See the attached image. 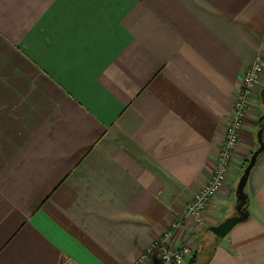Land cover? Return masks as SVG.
Here are the masks:
<instances>
[{
  "label": "crops",
  "instance_id": "crops-1",
  "mask_svg": "<svg viewBox=\"0 0 264 264\" xmlns=\"http://www.w3.org/2000/svg\"><path fill=\"white\" fill-rule=\"evenodd\" d=\"M258 54L264 0H0V264H153L170 229L195 249L210 232L206 264H264V150L248 217L212 232L258 146L264 63L228 181L183 225Z\"/></svg>",
  "mask_w": 264,
  "mask_h": 264
},
{
  "label": "built area",
  "instance_id": "built-area-1",
  "mask_svg": "<svg viewBox=\"0 0 264 264\" xmlns=\"http://www.w3.org/2000/svg\"><path fill=\"white\" fill-rule=\"evenodd\" d=\"M264 58L258 54L254 61L245 70L239 90L236 93L232 104V115L226 123L225 137L221 144L216 164L207 184L202 186L194 195L191 202L185 209V215L196 223H201L202 213L208 201L214 197L222 188L225 182L226 174L231 170L233 153L239 141L240 129L250 102L251 88L256 81L261 69ZM176 227V225H174ZM171 229L164 232L156 239L148 253L155 252L157 260L153 264H186L183 259L188 249L175 251L168 244ZM57 264H71L68 261H61Z\"/></svg>",
  "mask_w": 264,
  "mask_h": 264
},
{
  "label": "water",
  "instance_id": "water-1",
  "mask_svg": "<svg viewBox=\"0 0 264 264\" xmlns=\"http://www.w3.org/2000/svg\"><path fill=\"white\" fill-rule=\"evenodd\" d=\"M262 132H264V124L258 129L256 134L257 148L250 155L248 163L242 170L235 188L236 207L235 213L226 217L221 223L212 228V232L216 238H223L238 223L244 221L248 217L247 196L244 193V187L247 182L249 173L255 164L257 156L264 150V140H262Z\"/></svg>",
  "mask_w": 264,
  "mask_h": 264
},
{
  "label": "rangeland",
  "instance_id": "rangeland-1",
  "mask_svg": "<svg viewBox=\"0 0 264 264\" xmlns=\"http://www.w3.org/2000/svg\"><path fill=\"white\" fill-rule=\"evenodd\" d=\"M261 73H262V69H261V71H260V73H259V75H258V77H257V79H256V81L254 82V84L252 85V88H251V93H252V89L257 85V84H259L260 83V81H261V79H262V77H261ZM251 93H250V98H251ZM242 128V127H241ZM239 132H241V129H240V131ZM240 134V133H239ZM246 165V161H244V163H242L238 168V171H240V174H241V172H242V170H243V168H244V166ZM228 174L230 173V170L227 172ZM228 174H226V178H225V182L226 181H228ZM224 182V183H225ZM208 183V182H207ZM206 183V184H207ZM204 186V185H203ZM221 190V189H220ZM197 192V191H196ZM196 194V193H195ZM194 197V196H193ZM192 197V198H193ZM192 200V199H191ZM191 200L186 204V206L184 207V212H183V225H185L186 226V230H188V229H193V228H195V227H202V226H204L205 225V223H204V211H203V213H202V221H201V223H196V222H194L192 219H188V217H186V215H185V209H186V207H187V205L191 202ZM176 225V224H175ZM177 226V225H176ZM177 228V227H176ZM189 231V230H188ZM173 231H171L170 232V235H171V233H172ZM202 238V237H201ZM203 239V238H202ZM203 244H204V246H203V248H201V246H199L198 244V246H196V249H195V246L193 245V244H191V243H189V242H186L185 240H181V241H179V245L178 246H176V247H173V246H171V248L172 249H174L175 251H177L178 249H179V251L180 250H182L183 248L184 249H188V251L185 253V254H183V259H184V261L185 262H187L188 261V259L189 258H191L196 252L198 253L199 252V254H200V256H202L204 253H208L210 250H211V247H212V245L214 244V242H213V236H212V234L210 233V232H208V233H206V238H205V240L203 241ZM195 249V250H194ZM198 250V251H197Z\"/></svg>",
  "mask_w": 264,
  "mask_h": 264
},
{
  "label": "trees",
  "instance_id": "trees-1",
  "mask_svg": "<svg viewBox=\"0 0 264 264\" xmlns=\"http://www.w3.org/2000/svg\"><path fill=\"white\" fill-rule=\"evenodd\" d=\"M262 124H264V115H262V117L260 118L259 120V123H258V127L260 128L262 126ZM255 150V149H254ZM253 153V152H252ZM251 153V154H252ZM250 158V157H249ZM248 160H246V164L248 163ZM246 166V165H245ZM244 166V167H245ZM242 174V172H241ZM216 239V238H215ZM211 251L210 250L208 253H204L202 256H198L196 254H194L191 258H189V260L187 261V264H206L207 261L209 260L210 258V255H211ZM206 254V255H205Z\"/></svg>",
  "mask_w": 264,
  "mask_h": 264
}]
</instances>
